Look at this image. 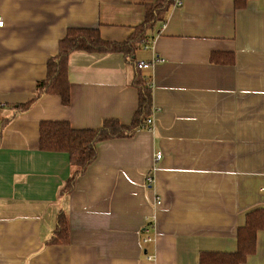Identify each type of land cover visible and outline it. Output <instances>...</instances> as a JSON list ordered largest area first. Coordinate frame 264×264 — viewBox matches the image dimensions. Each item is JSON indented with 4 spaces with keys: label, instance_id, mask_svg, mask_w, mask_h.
Listing matches in <instances>:
<instances>
[{
    "label": "crops",
    "instance_id": "obj_1",
    "mask_svg": "<svg viewBox=\"0 0 264 264\" xmlns=\"http://www.w3.org/2000/svg\"><path fill=\"white\" fill-rule=\"evenodd\" d=\"M154 2L0 0V264H200L234 254L247 213L264 209V0L241 9L234 0H182L147 33L134 64L75 51L69 104L44 95L20 109L69 28L122 42ZM154 60L140 70L152 128L97 143L67 192L69 157L39 149L40 122L129 125L135 63ZM59 215L67 242L48 244ZM242 264H264V230Z\"/></svg>",
    "mask_w": 264,
    "mask_h": 264
},
{
    "label": "trees",
    "instance_id": "obj_2",
    "mask_svg": "<svg viewBox=\"0 0 264 264\" xmlns=\"http://www.w3.org/2000/svg\"><path fill=\"white\" fill-rule=\"evenodd\" d=\"M250 0H234L235 9H241ZM174 0H155L147 6L143 22L134 28L130 36L122 42L103 40L97 29L69 28L58 43L57 54L46 63V77L36 83L35 95L20 109L28 110L44 95H55L67 106L70 101L67 80V59L75 51L87 53H119L134 64L135 53L147 33L156 23L164 20V15L173 5ZM211 60H214L211 57ZM133 85L137 90L138 105L129 125H122L117 120H104L97 129H73L65 121H41L39 124V149L41 151L65 152L71 165V177L65 189L71 191L74 180L83 174L96 156L97 143L110 139L128 138L142 128H147L146 120L152 109L150 85L136 68ZM148 81V80H147ZM259 230H264V209H255L246 215L245 225L237 231V250L234 254L211 255L200 259V264H242L254 252L255 237ZM68 226L63 215H59L53 236L48 244L66 243ZM208 260V263H207Z\"/></svg>",
    "mask_w": 264,
    "mask_h": 264
},
{
    "label": "built area",
    "instance_id": "obj_3",
    "mask_svg": "<svg viewBox=\"0 0 264 264\" xmlns=\"http://www.w3.org/2000/svg\"><path fill=\"white\" fill-rule=\"evenodd\" d=\"M182 5V0H174V3H173V6H176V7H179V6H181ZM4 26V22H3V19L0 17V28H2ZM145 43H148V42H145ZM144 43V44H145ZM145 48H147L146 46H145ZM155 62H158V60H154V61H152V62H144V61H139V62H136L135 63V66H136V68H138L139 70H144V69H149ZM152 120L151 119H148L147 121H146V126H147V128L148 129H151L152 128ZM160 158H161V154L160 153H157V154H155V157H154V161L155 162H157V161H159L160 160ZM146 183L150 186V185H152L153 184V177L152 176H150V175H148L147 177H146ZM159 203H160V201L159 200H156V205H159ZM151 241V239L150 238H145L144 240H143V242L144 243H148V242H150Z\"/></svg>",
    "mask_w": 264,
    "mask_h": 264
}]
</instances>
